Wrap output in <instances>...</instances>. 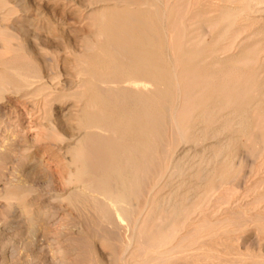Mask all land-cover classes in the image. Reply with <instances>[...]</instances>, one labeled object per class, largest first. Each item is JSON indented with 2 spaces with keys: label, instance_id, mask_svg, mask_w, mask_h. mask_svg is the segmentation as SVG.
<instances>
[{
  "label": "bare ground",
  "instance_id": "6f19581e",
  "mask_svg": "<svg viewBox=\"0 0 264 264\" xmlns=\"http://www.w3.org/2000/svg\"><path fill=\"white\" fill-rule=\"evenodd\" d=\"M50 2L53 12L48 14L33 10L29 0H0V106L14 99L31 118H39L48 133L68 142L62 154L66 174L60 178L68 195L44 192L42 196L47 206L66 202L83 219V226L98 228L101 235L105 231L109 242L122 234V257L112 252L103 258L95 246L96 264H169L185 253L184 239L176 245L174 241L185 233L189 211L183 199L176 202L157 193L186 168L195 170L189 145L209 143L216 148L219 137L233 126L245 137L259 128L263 115L253 111L264 106V75L254 78L251 71L247 73L257 43H241L238 55L219 59L216 38L207 44L193 38L190 25L185 27L190 12L183 4L178 7L179 0ZM59 7L89 32L80 43H70L66 38L70 35L54 19ZM225 15L218 22L230 21L231 15ZM217 26L214 23L211 29ZM39 41L43 47L51 41L60 43L49 52ZM13 60L15 67L9 65ZM254 99L258 100L252 111ZM213 153L210 162L220 157ZM214 166L202 172L207 189L201 184V200L191 205L193 209L229 174ZM196 224L190 227L197 230Z\"/></svg>",
  "mask_w": 264,
  "mask_h": 264
},
{
  "label": "rangeland",
  "instance_id": "374dc122",
  "mask_svg": "<svg viewBox=\"0 0 264 264\" xmlns=\"http://www.w3.org/2000/svg\"><path fill=\"white\" fill-rule=\"evenodd\" d=\"M179 1L180 4H178V7L183 4L182 8L184 9L186 7L190 12L189 15L191 18L186 19L185 27L192 25L191 28L190 26L187 28L191 30L192 34L194 33L193 38H201L200 40H205L207 44L216 38L215 42H218L219 59L221 58L224 60L227 57L230 58L231 56L238 55L244 42L250 40L251 43L252 41L257 43L252 49V54H254V56H252L250 52V59L253 60L247 73L251 71L253 74H250L254 78H259L260 75H264V0H213L214 2L210 0H203V2L202 0H191L193 2L190 0ZM201 2L203 3L202 5ZM212 3H214V5ZM29 4H32L30 6L33 10H35V8L39 9V13L48 12V14H51L53 12L50 0H29ZM198 4L199 7L197 10L196 7ZM186 5L188 7L189 5L191 6L188 8ZM211 5H213V7ZM192 7L196 9L193 12L192 10L190 11ZM228 10L231 11L229 12ZM54 14L56 16L54 19L61 23V27L65 32H68H66L65 35H70L66 36V38L71 40L69 41V39H67L70 43H80V41L85 39L86 34H89V32H86L87 29L85 30V28H83L84 26L80 24L81 22L78 18H74V16L68 13L64 14L63 11L60 10V7L54 10ZM221 14L225 16L231 15L230 21L228 18L218 22L222 16ZM192 15L196 16L193 18ZM226 20L228 21L226 22ZM77 21L80 25L76 24ZM212 21L220 25L216 27V30L211 29V26L214 25ZM207 27H210L209 30ZM82 35H84L83 38ZM220 37L221 39L219 40ZM225 37L227 39H225ZM247 38L249 39L247 40ZM221 40L224 41L221 42ZM219 41L221 44H219ZM232 41L234 44L236 42V44L234 45ZM38 43L44 49L48 47L47 50L49 49L48 51L51 52L58 47L60 42L51 41L46 44V47H43L41 41ZM229 43H231L232 46ZM239 45L241 46L239 47ZM40 46L37 47L41 48ZM49 46L51 48H49ZM221 50L223 51L221 52ZM59 52V55L61 54L62 56V51ZM224 52H226V54ZM226 55L228 56L226 57ZM9 65L15 67L17 63L13 60ZM250 68L253 69L251 70ZM261 77L263 78L264 76ZM257 100L258 99H254L252 103L250 102L252 106L249 103L252 111ZM252 111L251 113L254 112V114L263 115L259 128L254 130L256 131L255 133L252 131L248 137L240 136L236 131V127L233 126L227 133L225 132L219 137L220 145H222L223 142L222 146L217 145L216 148H212L209 143H206L203 147L194 146L192 144L189 145L188 148L190 149L191 156H194L192 161L196 164V167L194 166V172L186 168L185 170L188 171H184L180 176L177 175L174 178H170L171 180H168L167 186L162 188L160 193H157L159 198L167 196V198L170 197L172 201L176 202L183 199L182 202L183 204L186 203L184 206L189 211V222L188 220L185 222V228L187 226V229L182 235L180 231V234H178L180 238L174 241L176 245L181 237L184 239L181 244H183L182 247L184 246L182 250L186 255L185 253H182L180 256L177 254L167 263L213 264L215 262L214 264H227L230 262L229 264H264V106L262 111L260 110L261 112L259 110ZM41 123L39 118H35V116L31 118L29 113L24 112L21 104L15 102L14 99H11L8 104L0 106V264H96L95 246H98L97 249L99 250L100 256H104L103 258L108 257L112 252H114L118 258H121L123 250L125 249L124 237L123 239L120 238L122 234L120 237L118 235L117 238L116 236H114V238L112 237L109 242V238L111 237L107 236V238H105V235H107L105 231V234L101 235L102 230L99 229L97 231L98 228L95 229L83 226V219H79V215L74 212L66 202L55 205L54 207L47 206L48 201L45 199L46 197L42 196L44 192H54L52 193L53 195L59 194L63 197L68 195V189L61 183L60 179L66 174L62 154L68 142L63 141L61 143L60 139L48 133ZM235 138L238 139V141ZM225 144H227V146H225ZM225 147H228V149ZM212 149L215 150L212 151ZM204 150L205 154H202ZM219 150L221 152H217ZM212 152H214L213 154L215 155L217 154V157L219 155L222 160L218 157L216 161L212 160L210 162L208 158L211 157ZM230 152L231 158H229ZM204 157L206 158L204 159ZM224 160L226 162H223ZM232 160L234 162H232ZM207 163L209 165H207ZM214 163L216 164L215 166ZM210 166H214L218 170L227 171L226 173L229 174H226V179L220 182V186L218 185V187L211 192L208 198L202 202V205L200 204L198 206L197 210L195 208L193 209L191 205L193 206V204L200 203L201 192L207 187L205 185L206 181L204 182L203 179L204 173L202 172H205L206 168ZM201 184L205 186L202 187ZM212 193L215 195L212 196ZM144 202L145 200L143 199L142 206ZM233 214L235 216H233ZM226 218L227 220H225ZM216 221L217 223H215ZM194 222L199 225L198 227L196 224L198 231L190 227ZM200 223L202 225H200ZM200 226L202 228H200ZM216 226L218 227L215 228ZM203 228L205 230H203ZM206 231L209 232L207 233ZM190 236H193V239ZM91 238L93 240H91ZM120 240L124 241L121 243ZM212 257L214 258V262ZM216 257H218V259Z\"/></svg>",
  "mask_w": 264,
  "mask_h": 264
}]
</instances>
